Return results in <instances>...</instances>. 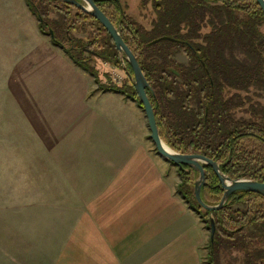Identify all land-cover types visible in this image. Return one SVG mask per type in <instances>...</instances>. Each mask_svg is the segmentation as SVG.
Listing matches in <instances>:
<instances>
[{
  "label": "trees",
  "instance_id": "obj_1",
  "mask_svg": "<svg viewBox=\"0 0 264 264\" xmlns=\"http://www.w3.org/2000/svg\"><path fill=\"white\" fill-rule=\"evenodd\" d=\"M26 1L39 20L40 30L97 83L98 69L85 59L84 44L73 35L74 30L98 26L99 34L88 46L102 43L104 57L116 66L122 64L112 37L89 13L64 0ZM142 1L144 5L152 1L157 13L150 29L123 10L121 0H100L97 5L140 62L150 83L147 92L162 139L180 153L213 159L233 179L264 182V117H259L254 107L253 118L236 117L237 110L252 101L242 92L264 90V11L258 1ZM73 7L78 10L75 16ZM53 10L64 13L61 20L50 18ZM182 51L187 54V63L175 58ZM128 68L133 73L129 64ZM97 91L120 93L143 108L133 83L102 84ZM178 171L179 192L210 230L209 264H220L222 254L233 250L244 252L245 264H264V196L237 191L223 208L207 210L195 195L199 173L187 165ZM205 171L202 198L208 205H217L224 188L212 166L205 165ZM212 221L216 223L214 238Z\"/></svg>",
  "mask_w": 264,
  "mask_h": 264
},
{
  "label": "crops",
  "instance_id": "obj_2",
  "mask_svg": "<svg viewBox=\"0 0 264 264\" xmlns=\"http://www.w3.org/2000/svg\"><path fill=\"white\" fill-rule=\"evenodd\" d=\"M71 70L87 82L57 100L65 127L45 150L58 179L0 195V264H206L210 232L148 143L144 109L99 103L126 98Z\"/></svg>",
  "mask_w": 264,
  "mask_h": 264
},
{
  "label": "rangeland",
  "instance_id": "obj_3",
  "mask_svg": "<svg viewBox=\"0 0 264 264\" xmlns=\"http://www.w3.org/2000/svg\"><path fill=\"white\" fill-rule=\"evenodd\" d=\"M121 2L123 10L146 28H152L153 20L157 17L152 1L147 5H144L142 0ZM71 12L75 16L78 10L73 7ZM61 14L53 10L50 18L61 20L64 13ZM97 29L98 26L93 24L86 30L73 31L76 39H81L84 44L85 59L98 69L100 82L97 83L95 77L91 76L95 87L98 88L102 84H131L123 62L116 66L113 61L104 57L105 46L102 43L92 45L93 48L88 46L97 38ZM175 58L181 63L188 62L184 51ZM74 65L84 71L64 49L52 42L50 35L40 30L39 20L30 10L26 0H0V195L3 197L9 195L11 184L16 182L21 184L19 186H24L27 181L37 185L49 176L53 184L58 179L56 161L48 157L45 147L54 145L58 141L60 131L65 127L62 122L66 118L61 114L64 109L59 108L57 100L65 101L71 98L70 89L74 88L75 91V88L84 87L87 82L77 78L78 74L72 72L71 66ZM84 72L86 77L91 75ZM242 93L248 94L252 101L238 109L236 117L253 118L252 107L259 117H264V90L252 88L248 93ZM31 103H34L32 109L29 108ZM99 103L137 102L129 97L122 101L118 94H113ZM132 113L134 116L133 110ZM139 117L138 120L141 118ZM146 132L151 133L149 125L146 126ZM41 133H44V139L41 138ZM148 143L156 151L151 137ZM168 163V176L170 175L171 179L176 176L180 183L178 167L169 161ZM19 190L21 191L20 188ZM205 263L209 264L208 257L205 258ZM220 264H245L244 252L233 250L227 254L223 253Z\"/></svg>",
  "mask_w": 264,
  "mask_h": 264
},
{
  "label": "water",
  "instance_id": "obj_4",
  "mask_svg": "<svg viewBox=\"0 0 264 264\" xmlns=\"http://www.w3.org/2000/svg\"><path fill=\"white\" fill-rule=\"evenodd\" d=\"M77 8L89 13L96 18L108 31L112 37L116 48L120 53L124 69L127 71L135 89L139 100L146 113L148 124L151 130V139L156 145L158 153L167 161L174 163L176 166L184 168L185 165L195 169L199 176L195 183V195L197 201L207 210H219L223 208L230 196L237 191L256 192L264 196V182L238 178L233 179L225 174L219 163L202 154H184L172 149L161 137L155 109L148 95L147 88L150 83L140 65V62L128 43L124 40L120 30L114 25L107 14L97 5L100 0H64ZM264 11V0H257ZM52 36H53V32ZM128 64L131 66L133 73L130 72ZM205 165H210L217 174L221 186L224 188V195L221 202L217 205H208L202 198V187L206 184ZM216 232V223L212 221V238Z\"/></svg>",
  "mask_w": 264,
  "mask_h": 264
}]
</instances>
